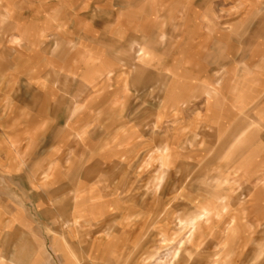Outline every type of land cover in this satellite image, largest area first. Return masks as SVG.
Returning a JSON list of instances; mask_svg holds the SVG:
<instances>
[{"label":"rangeland","instance_id":"rangeland-1","mask_svg":"<svg viewBox=\"0 0 264 264\" xmlns=\"http://www.w3.org/2000/svg\"><path fill=\"white\" fill-rule=\"evenodd\" d=\"M44 2L6 20L0 6L6 264H170L189 234L177 217L206 204L210 219L173 264H264V114L233 102L244 74L261 73L245 67L264 40V0ZM91 189L110 235L75 203ZM109 242L114 255L96 250Z\"/></svg>","mask_w":264,"mask_h":264},{"label":"crops","instance_id":"crops-1","mask_svg":"<svg viewBox=\"0 0 264 264\" xmlns=\"http://www.w3.org/2000/svg\"><path fill=\"white\" fill-rule=\"evenodd\" d=\"M19 4L20 5H23V4L45 5L46 3L45 2L41 3V0H0V6L5 7V20L11 17L12 6H18ZM259 18H260V22L264 23V10L263 9H261V11L259 12ZM262 27L263 26H260V28H258L261 33L264 32V29ZM258 29L257 31H255L256 33L259 32ZM133 48L135 49V53L137 57L147 56L148 50L139 41L136 40V42H134ZM250 49H251L250 59L252 61L250 64L246 63L245 69L246 70L251 69V71L253 70V72H261V73L256 74V77L254 78L251 75H247V73L244 74L243 78H241L242 81H244L243 85L242 87L238 86L236 88L235 93H234L236 94V96L233 99V102L239 105L238 107L240 108H243V107L246 108V106L252 102H260L261 105L258 107L257 110H255V112H252V111L250 112L249 110H246L245 114H264V97L261 98V95L264 96V90H263V87H264V40L260 39L256 41L255 44L251 45ZM230 67L229 69L232 70V64H230ZM220 79L221 78H216L215 83L213 84L214 86L208 88L205 91L208 102H210L211 98H213V96L219 92V88H217V85L221 82ZM258 88H261V89L258 90ZM189 90H192V88H189ZM258 91L261 92L259 96L260 99H257L258 96H256ZM222 92L225 93V91L223 90ZM179 102H181L184 105L183 101H176L175 105H179L178 104ZM213 105L214 106L211 110L213 114H221L220 111L223 112V110H221L218 107L217 102H215ZM245 133H246V130L245 129L242 130L239 133V135H237V137L235 138V142H238L245 135ZM235 142L232 143L231 145L236 144ZM159 152H161V154L164 155V159H165L168 156L167 155V152H168L167 145L160 147ZM53 170H54V166H49V168L44 172L45 178H49L51 174L53 173ZM92 194H94V191L92 189L89 190L85 195L78 196V194H75L74 199L78 198V201H79V202L75 201V203H77L81 207L87 206L91 208L92 210H91L90 215H92L93 225L99 228V230L102 229L104 226H106L104 230H106L107 234L110 235L114 227V223L111 225L106 223L107 224L106 225L105 223L99 222L102 216L103 210L100 207V205H98V203L95 201V196H93ZM89 208L88 210L90 211ZM213 208L214 207L211 204H206L200 207L199 209L195 210L194 213H192L191 215L185 218H182L181 216L177 217L176 226L179 228L181 232H187L189 234L187 237L179 239L178 244H177L178 246H175L173 248V251L171 253L170 264H173L178 258L181 257L183 250H190V246H192L193 243L195 242L197 234L200 232L202 225L210 219L213 213ZM207 212H210V217L208 219L205 218ZM72 223H75V224L78 223V225H81V222H79L78 219L67 220L66 224L70 226ZM192 225H196L194 234L191 233L190 227H192ZM166 240H167V237L163 235V241H166ZM96 250L97 251L101 250L102 253H106V254L114 255L116 253L115 244L113 242H109L104 247L98 246ZM4 259H5V256L3 253H1L0 254V264H6ZM35 261H36V264H40L38 258H36ZM215 262H218V261L216 260Z\"/></svg>","mask_w":264,"mask_h":264},{"label":"bare ground","instance_id":"bare-ground-1","mask_svg":"<svg viewBox=\"0 0 264 264\" xmlns=\"http://www.w3.org/2000/svg\"><path fill=\"white\" fill-rule=\"evenodd\" d=\"M210 217V212H207V214H206V219H208ZM191 228V233L192 234H194L195 233V229H196V225H192V227H190Z\"/></svg>","mask_w":264,"mask_h":264}]
</instances>
